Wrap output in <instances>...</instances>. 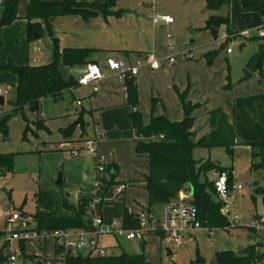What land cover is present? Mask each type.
<instances>
[{"label":"crops","instance_id":"1","mask_svg":"<svg viewBox=\"0 0 264 264\" xmlns=\"http://www.w3.org/2000/svg\"><path fill=\"white\" fill-rule=\"evenodd\" d=\"M42 1L59 3L64 0ZM78 1L83 4H101L108 0ZM28 5L29 0H20L17 20L3 29L0 37L2 41L0 63L9 60L19 67L50 64L54 60L56 39L61 50L94 51L92 63L99 65L106 75L98 93H93L91 87L77 86L58 98H44L41 100L39 114L25 106L21 111L13 113L9 119L7 135L0 132V154H15V167L8 176L14 174L18 161L24 156L29 155L38 162L34 199L39 190L59 192L60 186L56 185V181L62 173L63 189L68 192L70 202L75 205L78 203L73 199L77 192L80 193V197L89 194L93 198L95 215L94 190L97 180L101 181V188L103 184L113 182L106 195L112 193L113 196H121L124 212L127 209L130 214L137 217L142 209L149 210L146 177L150 173V160L148 155L138 154L136 148L139 142L148 143L150 139L139 137L133 129L129 119L131 107L126 103L124 82L116 80L108 68V59L120 58L132 66L141 64L136 80L145 125H148L153 117L162 116L173 123L181 122L186 118L184 104L191 105L193 107L191 116L195 118L192 129L195 136L192 140L198 142L212 132L210 112L222 109L227 114L229 121L235 125L236 135L233 155H228L224 149L228 157H231L230 163L225 160L223 163L224 157L221 161L213 160L211 152L215 149L210 152L200 150L198 154L201 158L205 156L211 158L231 172L233 202H225L224 213L229 219L232 213H235L231 219L233 225L241 219L245 202L241 179H250L253 189L249 192V198L254 199L255 204L258 202L255 198L257 196L253 193L258 194L257 189L264 188V169L254 166L260 159L254 158V154L257 153L254 146L264 142V60L262 83L260 72H255L247 81L240 82V79L252 57L251 54H246L248 48L246 40L259 38L257 34L260 28L257 31L250 29L251 38L240 40L242 50L238 55H234L233 49L231 53L227 52L229 44L226 42V36L240 29L231 28V10L230 25L222 26L218 39H215L212 32L206 28L207 21L213 16L225 15L227 10H211L205 0H115V6L110 9L111 14L108 16H104L100 11L87 19L81 15L53 16L49 18L48 26L42 19H34L32 22L40 23L44 33L40 39L28 42L26 35ZM118 12L121 14L115 15ZM166 18H173V22L169 23ZM149 54H153L159 60L158 68L153 69L147 63ZM212 54H215V57L210 61L209 57ZM72 71L66 67L62 69L65 77H69ZM17 81V77L11 72L0 73V88L5 89H0L2 91L0 96L4 98V104H0V115L12 109L10 103L16 98ZM81 88L85 90L77 96L76 91ZM39 119L42 120L43 127L35 129L34 125ZM80 119L84 128L77 124L73 133L66 135L68 128ZM14 125L18 130L11 142L9 140ZM27 127L29 132L27 139L24 140L23 135ZM96 128L102 131L104 137L96 142L95 153L84 151L80 156L74 157L73 151L83 150L87 139L97 138ZM102 165L106 167L116 165L115 178L111 176V172H99L98 167ZM219 175L220 173H213L209 179L214 182ZM1 182L4 184L6 180ZM120 185H126L122 193L117 191ZM7 186L8 184L2 186L0 191H7ZM187 188L182 191H186L190 196L189 186ZM189 200L192 201V196ZM262 200L264 203V198ZM163 209L164 205L157 206L151 212L160 217ZM98 216L104 220L102 211ZM235 217L237 220H234ZM260 219L262 217L255 223L258 227L264 226ZM27 221L31 224L29 227H36L34 222L31 223L28 219ZM18 225L20 224H15L16 229H19ZM206 231L208 229L204 227L196 230L192 240L180 246L174 244L176 249L194 244L200 239L202 245L205 243L209 249L213 247L216 256L220 251L231 250L239 255L251 245L256 247L253 244L259 239L243 229L232 226L227 233H217L231 239L232 245L220 246L214 241L207 240ZM260 233L264 236L263 227L260 228ZM151 236L156 237L150 247L148 239ZM115 237L119 241V237L123 236ZM6 238V235L0 237V250L7 247ZM47 240L44 244H39L46 255ZM52 240V252L55 256L56 242ZM140 242L144 245L146 264H154V258L157 256L162 260L164 251L169 256L168 249L171 251L170 256L175 255L168 247V243L172 242L158 234H150ZM16 244L19 247L21 244L26 245L25 255L31 257L25 258L20 249L15 263L7 260L2 264H43L32 258L33 249L30 244L26 242ZM261 245L263 246L261 250H264V240ZM148 246L150 254L146 255ZM107 249H104L107 256L122 253H111L112 248H109L110 254ZM181 250L184 252L187 248ZM83 251L81 254L85 257H97L95 251L93 253L90 249ZM201 254L208 258L202 250ZM201 254H198L200 257L198 262L204 264L205 258L200 256ZM257 255L260 256L258 253ZM260 260L254 264H263L264 261Z\"/></svg>","mask_w":264,"mask_h":264},{"label":"trees","instance_id":"2","mask_svg":"<svg viewBox=\"0 0 264 264\" xmlns=\"http://www.w3.org/2000/svg\"><path fill=\"white\" fill-rule=\"evenodd\" d=\"M211 10L229 9L232 0H205ZM244 12H259L264 16V3L261 0H239ZM0 30L11 25L18 18V8L20 0H0ZM115 6V0H108L105 3H80L78 0H64L63 2H45L42 0H29L27 9V41L33 42L43 36L44 29L40 23H33L34 19H42L48 26L49 18L53 16L81 15L87 19L95 16L100 11L104 16L111 14L110 9ZM121 12L115 13L120 15ZM230 25V13L227 10L225 15L213 16L207 21L206 28L209 29L214 38L218 39L222 26ZM1 33V31H0ZM259 39H263L259 37ZM55 53L54 60L47 65L16 66L12 61L0 63V73L11 72L17 77L16 98L10 103L12 109L0 115V132L8 131V121L13 113L21 111L25 106H29L33 112L40 113L41 100L47 97L58 98L64 92L78 86L77 79L70 74L65 77L62 72L63 67L70 70L83 68L92 63V55L95 53L87 49H63L54 39ZM215 54L209 59L213 60ZM264 42L259 45L255 53L247 62L244 68V75L240 82L249 80L255 72H260L261 83L263 79ZM126 89V103L131 107L129 119L133 129L141 138H149L150 141L139 142L136 151L138 154H146L150 160V173L146 177V184L149 193V210L154 207L165 205L178 198L183 189L193 187L192 202L199 212V219L204 228L209 232L216 229L229 230L232 222L224 213L225 203L217 196L214 182L209 179L208 174L217 171L220 174H229V186L232 180L231 172L228 168L222 167L218 163L210 160L203 161L195 159L196 150H207L223 148L230 156L233 155L235 146V125L229 121L227 114L222 110L210 112L212 132L201 138L198 142H193V125L195 118L191 116L192 106L184 104L186 118L181 122H170L166 117H153L148 125L144 124L143 115L140 108V93L136 77L127 76L124 80ZM229 87V86H228ZM77 124L84 128L82 119L71 125L66 135L73 133ZM42 128V120L36 124ZM29 127L26 128L23 139H27ZM66 132V131H64ZM256 152L254 158H260L263 162L264 142L255 145ZM258 164V163H257ZM254 164V166H259ZM15 167V154H0V177L13 172ZM261 168V167H258ZM108 171L115 178L117 166H108ZM115 172V173H114ZM113 182L103 184L102 189L107 193ZM59 192L39 190L35 194L36 213L32 215L35 229L51 233L56 230H78L91 228V222L87 214L93 203L90 195L80 197L78 203L72 204L68 197V192L63 189V184L59 185ZM257 193L263 195L264 188H258ZM137 219L125 209L123 216V226L134 228ZM5 235L0 233V237ZM162 236V235H159ZM25 243V242H22ZM25 258L31 256L26 254V245L21 244ZM58 255L66 256V264H146L145 250L139 254H128L122 252L120 255H110L106 257L83 256L81 253L73 255L66 253L62 248L56 247ZM200 259L198 255V260ZM261 259L256 253V247H250L241 254L232 251H220L217 253V264H254ZM8 257L0 250V264L6 262Z\"/></svg>","mask_w":264,"mask_h":264},{"label":"rangeland","instance_id":"3","mask_svg":"<svg viewBox=\"0 0 264 264\" xmlns=\"http://www.w3.org/2000/svg\"><path fill=\"white\" fill-rule=\"evenodd\" d=\"M264 3V0H261ZM231 10V28L233 30L240 29V30H258L259 28L264 26V16L259 12H244L239 0H232V3L229 7ZM7 27V26H5ZM1 28L0 37L2 35L3 29ZM248 43V48L246 50V54H251L250 56H253L259 49V45L264 42L263 39L254 38L246 40ZM0 45L2 44V41L0 39ZM228 47H231L234 50V55H238L240 53V44L236 45H228ZM9 61V60H8ZM6 61V62H8ZM237 72V71H236ZM0 89L5 90L3 87ZM82 90L85 89H79L76 91V95L82 93ZM71 97V95H69ZM130 109V107H129ZM131 111V109H130ZM36 124V123H35ZM35 129H38L39 127L37 125H34ZM18 128L17 126H12L11 130V137L9 141L14 140V135L17 132ZM200 150H196L194 152V158L195 159H202L205 161H221L223 159L225 162L230 163V158L225 153L224 149H215L211 152L212 158H209L205 156L204 158H201L199 153ZM34 158L27 155L22 158H20V161H18L16 165V170L14 174L11 176H1L0 177V188L4 186L5 184H8L7 191H0V233H4L7 237L10 234V232L15 230V224H23V222L27 221V219L32 223L33 219L30 217L36 213V202L34 199V193L37 189V165L38 162L33 160ZM259 165L258 167H261L264 169V154H263V162L260 161V159L257 160ZM216 163V162H215ZM212 173V174H211ZM209 173L210 179L213 176V173H219L217 171H213ZM8 176V177H7ZM1 180H6V183L2 184ZM241 185L243 186L244 190L242 191L245 194V202L242 209V217L241 219L236 223L232 224V226L237 227L239 229H243L247 231L249 234L253 235L258 241L253 244V246H256L257 253L261 256V262L264 261V250L262 249V240H264V236L260 233V228H264V226L258 227L255 225L256 221L259 217H264V203H263V196L261 194H255V198L258 199V202L255 204L254 199H250V191L253 189L252 182H250V179H241L240 181ZM94 200L96 201L95 204V210L96 215H100L101 211L104 215V222L106 226L114 225L116 222L123 223V212H124V203L121 196H113L112 193L109 195H106L104 193V190L99 187L94 190ZM233 202V200L230 199L226 202ZM223 203H225L223 201ZM233 212V211H231ZM90 213H93V216L95 212L93 211V206L90 207L87 214L89 216ZM14 214H18L21 216V220L16 223H9L8 219L12 218ZM235 213H232L230 216V221L232 222V216ZM26 216V217H25ZM113 223V224H112ZM28 225L29 222L27 221ZM90 230V229H88ZM227 230H221L216 229L212 232L206 231V237L208 241H214L216 244L220 246H231L232 242L231 239L226 238L222 236V234H217L220 232H226ZM231 233V230L230 232ZM4 237V235L2 236ZM156 237V236H155ZM154 236H151L148 239V245L151 247V243L153 242ZM50 239V240H49ZM47 240V255L53 256L54 253L52 252V239L51 237ZM52 240V241H51ZM97 240L99 241V245L112 252L111 253H121L126 252L129 254H139L143 250V242L132 240L129 241L124 237H119V241H117L116 237L112 234L104 235V236H97ZM119 242V243H118ZM10 245H13V247L18 252L20 249L22 250V247H20L16 244V242H10ZM42 245V242H40ZM40 246V245H39ZM149 246L146 249V255H149ZM252 246V245H251ZM250 246V247H251ZM168 247L172 249L175 252V255L167 256L166 251H164V255L162 257V260L157 256L154 258V264H201L198 262V254H201V250L208 256V258L201 254L200 256L205 258L204 264H217L216 259V253L213 251V247L209 249L208 245H205V243L202 245L200 242V239L196 243L188 244L184 246L181 249L187 248L184 252H182L181 249H176V246L173 243H168ZM3 248V246H2ZM7 250V247L3 249L4 254ZM232 251V250H231ZM86 252V251H83ZM200 252V253H199ZM53 253V254H52ZM110 253V252H109ZM110 253V254H111ZM86 255V254H85ZM21 256V255H20ZM32 258H34L32 256ZM149 258V256H148ZM264 264V262H262Z\"/></svg>","mask_w":264,"mask_h":264},{"label":"built area","instance_id":"4","mask_svg":"<svg viewBox=\"0 0 264 264\" xmlns=\"http://www.w3.org/2000/svg\"><path fill=\"white\" fill-rule=\"evenodd\" d=\"M0 2V13H1ZM166 21L173 22V18H166ZM258 37L264 38V26L258 30ZM251 38L250 30L234 31L226 36V42L229 45H236L240 43V40ZM227 52L231 53L232 48L228 47ZM188 56H191L188 54ZM174 61V59H170ZM147 63L151 65L153 69L158 68L159 60L153 55L149 54ZM108 68L116 80L124 82L127 76L136 77L140 73L141 64L138 63L134 66L126 63L120 58H111L107 61ZM81 69H86L87 74L77 79L78 86L91 87L93 93H98L101 89L103 81L106 79V75L101 70L100 66L95 63H89ZM2 91H0V94ZM81 105V102L78 101ZM97 138H89L86 140V146L83 150H74L73 156L78 157L84 151L95 153L96 142L104 137L102 131L98 128L95 129ZM99 172H109L107 167L102 165L98 167ZM101 181L97 180L95 187L99 188ZM214 186L218 198L223 202H226L231 197V187L229 186V174L227 172L221 173L214 181ZM126 185H120L117 188L119 193L124 192ZM241 188V186L239 187ZM189 194L186 191H181L178 198L164 205L163 213L160 217L149 211L148 209H142L136 219L137 225L134 228H126L122 223H115L108 227L105 225L101 216H97L93 213L89 214V220L91 222V228L78 229V230H56L51 233L46 231H38L35 228L29 227L27 221L18 225L19 229L12 231L5 239L7 244V251L5 254L11 263H15L18 260V249L16 250L10 242H26L31 245L33 251L31 255L35 260L40 261L43 264H66V256L58 255L48 256L40 249V242L45 243L47 238L52 237L56 242V247L62 248L66 253L73 255L80 254L85 249H90L91 253L95 251L97 257H106V251L99 245L97 236H104L112 234L114 236H123L128 240L144 241L150 234L162 235V237L176 246H180L188 240H192L194 232L203 227L200 219L199 212L196 205L189 200ZM74 201L77 203L80 199V193L77 192L73 195ZM94 204H91V207ZM21 220V216L14 214L10 218V223H16ZM234 220H237L235 217ZM264 222V217L260 219ZM41 245V244H40Z\"/></svg>","mask_w":264,"mask_h":264},{"label":"water","instance_id":"5","mask_svg":"<svg viewBox=\"0 0 264 264\" xmlns=\"http://www.w3.org/2000/svg\"><path fill=\"white\" fill-rule=\"evenodd\" d=\"M240 50H242V46L240 47ZM85 74H87V70L86 69H74L72 71V75L76 78L79 79L80 77L84 76ZM0 104H4V98L0 96ZM4 135H7V132H3ZM63 184V175L62 173L59 174L58 179L56 181V185H62ZM189 193L190 196H193V187L192 185H189ZM167 254L170 256L171 255V251L168 249L167 250Z\"/></svg>","mask_w":264,"mask_h":264}]
</instances>
